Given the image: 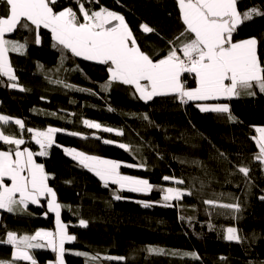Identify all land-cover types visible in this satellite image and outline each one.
Wrapping results in <instances>:
<instances>
[{
	"label": "trees",
	"instance_id": "trees-1",
	"mask_svg": "<svg viewBox=\"0 0 264 264\" xmlns=\"http://www.w3.org/2000/svg\"><path fill=\"white\" fill-rule=\"evenodd\" d=\"M69 4L58 0L56 10ZM71 5L77 9L76 2ZM85 5L93 10L102 5L123 14L138 45L153 59L165 55L169 41L184 29L176 0H100L99 5ZM236 7L241 17L252 8L264 12V0H237ZM5 11L0 4V13ZM144 23L155 31L144 33L140 27ZM40 36L39 45L33 31L21 28L6 36L26 42V48L22 53H9L18 86L10 87L12 82L0 76V114L23 120L26 129L52 126L62 130L54 135L48 155L37 156L36 161L49 174L47 183L61 205L68 234L76 237L65 243L66 264H264V201L259 199L264 195V164L255 159L259 148L254 139L256 127L264 126V94L257 91L255 96L222 99L233 119L229 113L201 112L198 102L181 104L174 96L155 97L146 103L131 86L113 82L107 90L102 88L109 80L108 66L70 53L62 59L61 52L52 47L50 32L41 29ZM246 37L257 39L258 55L264 62V16H253L237 26L233 39ZM185 79L187 86H195L191 76ZM85 119L123 134L90 129ZM3 129L6 134L19 133L13 123ZM24 139L22 147L37 150L31 134L25 131ZM119 144L127 145V150ZM69 146L125 161L123 165H143H122L120 170L148 179L153 191L132 193L110 182L105 188L99 177L65 153L64 147ZM8 147L0 142V150ZM240 166L250 169L247 178L239 173ZM164 176L183 180L176 185L192 195L170 201L172 207L163 206L160 189L172 183L164 181ZM114 194L122 198L115 200ZM208 199L239 202L241 211L214 208L204 203ZM45 212L44 200L14 213L0 210V239H6L8 231L20 236L41 228L55 229L54 214L45 216ZM81 219L86 226L80 225ZM230 226L238 229L242 242L224 239ZM149 244L193 250L198 258L150 253ZM31 251L39 264L56 258L49 248ZM12 253L11 245L0 244V261L9 264ZM107 256L125 259H104Z\"/></svg>",
	"mask_w": 264,
	"mask_h": 264
},
{
	"label": "snow or ice",
	"instance_id": "snow-or-ice-1",
	"mask_svg": "<svg viewBox=\"0 0 264 264\" xmlns=\"http://www.w3.org/2000/svg\"><path fill=\"white\" fill-rule=\"evenodd\" d=\"M75 2L76 10L73 7H63L57 11L58 0H0V4L6 7V11L0 13V76L7 77L12 82L10 87L16 88L18 85L9 53H22L26 42L21 43L6 36L22 28L35 33L36 45L41 43L40 30H48L53 41L52 47L61 52L62 59L66 58V53H70L73 57L108 66L109 80L102 88L107 90L113 82L131 86L138 98L146 103L155 97L174 96L181 104L198 102L196 107L201 112L229 113V118L233 119L228 104L208 102L239 98L241 95L255 96L257 91L264 94V62L258 55L257 39H233L237 26L242 21L251 20L253 16H264V12L256 8L245 11L241 17L236 7L237 0H176L184 29L175 40L169 41L170 47L165 55L153 59L141 50L123 14L102 5L97 10L85 7V4L91 3L99 5L100 0ZM140 27L144 33L155 31L146 23ZM176 41L180 43L177 44ZM186 76L194 79V87L187 86ZM65 87L73 86L66 84ZM20 90L24 91L23 88ZM143 118L149 119L147 115ZM9 123L18 126V134L5 133L3 126ZM83 123L90 129L123 134L111 127L102 128L100 123L87 119ZM25 131L31 134V140L39 146L38 152L22 147L26 143ZM61 131L55 127H48L43 131L26 129L23 120L0 115V142L9 146L7 150H0V210L8 213L27 210L30 204L39 205L42 197H50L47 199V212L44 215L54 213L56 225L55 231L39 230L34 235L18 236L15 232L8 231L6 239H0V244L11 245L14 249L9 264H16L17 261L37 264L30 250L41 248H49L56 254L55 264H64L65 243L76 239L74 235L68 234L67 226L61 222V205L57 202L56 193L47 183L49 174L46 173L44 165L37 163L35 159L37 156L48 155V149L54 144V135ZM256 132L260 136L259 139L254 137L259 148L255 159L264 164V127L256 128ZM69 134L79 135L75 132ZM103 142L113 143L111 140ZM119 147L126 150L128 148L125 144H119ZM64 151L79 165L99 177L105 188L111 182L118 185L119 190L132 193H150L154 189L148 179L122 175V164L118 161L88 155L76 149L64 148ZM123 166L143 167L132 164ZM238 171L247 178L250 169L240 166ZM162 179L175 184L184 183L183 180L169 176ZM6 180L10 183H6ZM160 191L163 193L165 207L173 206L170 201L192 195L178 187H166ZM121 198L119 194H114L115 200ZM259 199L264 201V195ZM204 203L214 208L229 209L234 213L241 211L239 202L218 203L208 199ZM86 224L85 220H80V225ZM225 231L224 239L227 241L242 242L243 238L236 227H227ZM148 251L156 254L165 252L164 249L155 247ZM76 255L87 254L77 252ZM184 255L198 258L195 252ZM104 259L125 258L107 256ZM0 264L5 262L0 261Z\"/></svg>",
	"mask_w": 264,
	"mask_h": 264
},
{
	"label": "rangeland",
	"instance_id": "rangeland-1",
	"mask_svg": "<svg viewBox=\"0 0 264 264\" xmlns=\"http://www.w3.org/2000/svg\"><path fill=\"white\" fill-rule=\"evenodd\" d=\"M251 10V9H250ZM6 38H8V37H6ZM249 38H254V37H246V39H249ZM9 39V38H8ZM12 40H14V39H12ZM11 84V83H10ZM189 87V86H188ZM190 87H194V86H190ZM0 115H3V114H0ZM5 116H8V115H6V114H4ZM10 117V116H9ZM11 118H13V117H11ZM14 119H18V118H16V117H14L13 118V120ZM90 121H92V120H90ZM92 122H95V121H92ZM95 123H97V122H95ZM48 127H52V126H48ZM47 127V128H48ZM258 127H264L263 125H259V126H257L256 128H258ZM46 128V129H47ZM33 129H35V128H33ZM37 130H46V129H39V128H36ZM256 139H259V136H260V134L258 133V132H256ZM24 147H28V148H30L28 145H26V146H24ZM64 148H69V149H76L77 151H82V152H84V153H86V154H88V155H93V156H98V157H101V158H104V159H111V160H115V161H118V162H120L122 165L123 164H125V161H120V160H118V159H115V158H110V157H107V156H104V155H97V154H93V153H91V154H89V153H87V152H85V151H83V150H79V149H77V148H75V147H71V146H69V147H64ZM31 149V148H30ZM32 150V149H31ZM33 151V150H32ZM39 151V147L37 148V150L36 151H33V152H38ZM35 159H36V157H35ZM37 162V161H36ZM37 163H40L39 161L37 162ZM120 172H121V174L122 175H128V176H132V177H136V178H143V177H140V176H137V175H131V174H129V173H126V172H122L121 170H120ZM143 179H146V178H143ZM170 182H172V181H170ZM6 183H10V181H7L6 180ZM111 183V182H110ZM50 187V186H49ZM119 187V186H118ZM166 187H178V188H181V189H183L182 187H180L179 185L177 186L175 183H170V184H167V186H165V188ZM184 190V189H183ZM186 191V190H185ZM47 199H50V197H42L41 198V200H40V202L42 201V200H44L45 202H46V205H47ZM54 214V213H53ZM54 217H55V214H54ZM61 222L62 223H64V221H63V219H62V217H61ZM65 224V223H64ZM55 227H56V225H55ZM54 227V228H55ZM52 231H55V229H51ZM24 235H27V234H22V235H20V236H24ZM152 247H155V248H162V249H164L165 250V252H167L168 254H174V255H178V256H184V257H191V256H185L184 255V253H192V252H195V251H193V250H191V251H189V250H184V249H174V248H170V249H168V248H165V247H163V246H155V245H151V244H149L148 245V249L149 248H152ZM31 251V250H30ZM196 253V252H195ZM63 259H64V257H63ZM55 262H56V258L53 260V262H51V264H55ZM64 264H66V261L64 260Z\"/></svg>",
	"mask_w": 264,
	"mask_h": 264
},
{
	"label": "crops",
	"instance_id": "crops-1",
	"mask_svg": "<svg viewBox=\"0 0 264 264\" xmlns=\"http://www.w3.org/2000/svg\"><path fill=\"white\" fill-rule=\"evenodd\" d=\"M85 7L86 8H88L86 5H85ZM90 9V8H89ZM93 10V9H92ZM95 10H97V9H95ZM57 11H59V10H57ZM10 39V38H9ZM12 39V38H11ZM239 41V40H238ZM142 50V49H141ZM143 51V50H142ZM208 103H225V102H223V101H210V102H208ZM227 104V103H226ZM19 211V210H18ZM39 230H45V231H52V230H50V229H45V228H41V229H39ZM39 230H37V231H39ZM35 234V233H34ZM34 234H30V235H34ZM13 251H14V249H13ZM30 254L32 255V251H30ZM33 256V255H32ZM51 262H53V261H47V262H45V263H42V264H51ZM37 264H39V263H37Z\"/></svg>",
	"mask_w": 264,
	"mask_h": 264
},
{
	"label": "built area",
	"instance_id": "built-area-1",
	"mask_svg": "<svg viewBox=\"0 0 264 264\" xmlns=\"http://www.w3.org/2000/svg\"><path fill=\"white\" fill-rule=\"evenodd\" d=\"M65 1H68L69 3L71 4H74L75 0H65ZM71 4H69L68 6L66 7H73ZM74 10H76L74 7H73Z\"/></svg>",
	"mask_w": 264,
	"mask_h": 264
}]
</instances>
